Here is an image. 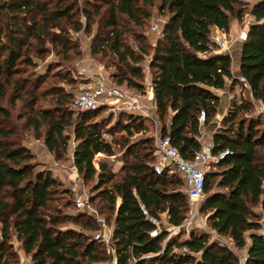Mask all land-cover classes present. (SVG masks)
I'll return each mask as SVG.
<instances>
[{"label":"trees","instance_id":"trees-1","mask_svg":"<svg viewBox=\"0 0 264 264\" xmlns=\"http://www.w3.org/2000/svg\"><path fill=\"white\" fill-rule=\"evenodd\" d=\"M158 1L156 5L155 0H85L80 6L78 0H0V264H18L12 237L33 264H99L103 259L98 249L103 243L90 234L100 226L83 213L70 218L52 206L54 191L63 181L35 169V154L26 142V132L31 131L57 162H66L67 129L71 130L72 158L83 184L97 179L90 201L110 225L115 264H238L231 249L195 228L187 234L180 230L164 243L165 232L148 236L151 224L139 204L151 216L159 218L165 213L169 225L181 226L189 209L183 181L173 173L155 174L153 163L132 153L128 154L135 164L124 165L119 176L105 162H99L96 169L98 153L114 154L113 143L104 137V125L94 120L101 108L73 116L68 109L73 94L61 91L56 93L53 107L37 105V92L51 68L62 66L59 62L69 60L68 53L76 50L69 31L94 30L91 53L101 59L115 58V85L119 87L124 84L127 90L143 92L140 63L150 56L159 134L168 136L184 158L199 150L200 129L212 123L220 104L215 90L226 89L228 82L230 90L244 85L231 73V56L212 53L202 58L201 54L215 47L211 30L228 33L232 20L242 22L246 5L238 0ZM153 7L165 15V21L161 36L151 47L142 31L132 29L147 26ZM251 15L253 22L240 46L239 75L250 87L253 100L264 102L263 1L254 2ZM127 35L134 38V47L127 43ZM47 45L52 51L59 48L63 60L42 65L44 73L26 75V69L49 52ZM16 101L25 102L26 111L13 118ZM252 108L251 102L233 103L213 133L212 152L229 150L231 154L206 171V197L200 212L207 214L211 231L230 239L237 248L245 246L249 231L244 264H264V234L258 232L260 214L255 211L256 207L264 210V122L261 117L243 115ZM201 112L202 123L198 121ZM20 120L23 122L18 123ZM141 120L131 116V123L120 128L129 134L131 130L140 132L144 128ZM152 142L153 137L143 141L144 145ZM62 192L72 203L68 186ZM100 200L113 213L111 219ZM66 219L82 231L61 228L60 222Z\"/></svg>","mask_w":264,"mask_h":264},{"label":"rangeland","instance_id":"rangeland-1","mask_svg":"<svg viewBox=\"0 0 264 264\" xmlns=\"http://www.w3.org/2000/svg\"><path fill=\"white\" fill-rule=\"evenodd\" d=\"M85 0H78V3L80 6L85 5L83 3ZM94 1V0H89ZM255 2V0L252 1V4ZM155 4L158 5L159 1L155 0ZM250 5L246 6V12L249 11ZM152 16L147 24V26L143 30L133 29L136 31H142L146 35V41L150 44L151 47H153L157 41V39L161 36V28L160 31L152 32L150 31V25L157 22L161 24V27L165 21V15L159 14L156 7H153L151 9ZM245 12V14H246ZM244 14V15H245ZM243 20V19H242ZM81 21H84L83 15H81ZM133 31V32H134ZM95 31L93 30L90 33L84 32L83 28L79 31H69L68 35L70 37L71 43L75 45L76 50H73V52H69L70 59L69 60H63V55L61 54V50L58 48L56 50H50L51 46L47 45L46 47L49 49V52L46 53L45 57L42 60H36V66H32L31 68L26 69V75H31L32 73L40 72L44 73V70L42 68V65H47L50 62L54 60H60L63 61L59 62L62 63V66L55 67L53 66L51 68V71L49 72L48 78L46 80V83L41 84V88L37 92L39 95L38 100V106L40 107H53L54 99L56 98V93L58 91L64 92V93H72V99L74 97V94L82 87H86L88 82L85 80L86 76H84L81 73V69L84 68L87 74L94 73L97 69H101L105 75H107L110 78V81L115 84L116 78L114 75L117 72V69L114 67L113 63L115 62V58H105L101 59L99 55H92L91 53V46L92 42L95 38ZM127 43H129L131 46L134 47L136 45L134 38L132 35H127ZM77 51V52H76ZM35 60V59H34ZM150 56L144 57L143 61L140 63L144 78H143V94H144V104L147 108V114L149 116H142L138 113H126V112H117L112 109V105L108 104L101 108V110L98 112L97 116L94 118L96 121L102 122L104 125V137L107 141H110L113 143L114 147V154L111 156H107L105 154H97L94 157V165L96 166V169H98V163L99 162H105L109 166V169L116 175H120V169L124 165H130L135 164V160L130 156V154H137L142 161H147L150 163H154L155 156H154V147L153 142L151 144L144 145L143 141L147 137H153V135L156 132H159L161 128V123L158 120L157 116H154V110L151 108V98L147 95L148 86L150 84V77H151V70L148 68L149 65ZM115 64V63H114ZM25 75V74H24ZM66 76V81L61 80L60 77ZM113 76V78H111ZM30 88L31 85L29 86ZM122 89H126L124 84L121 86ZM46 89V90H45ZM45 90V91H43ZM147 91V92H146ZM43 92V93H42ZM42 94V95H41ZM245 91L244 88H241L239 90V94L232 97V99L227 101V108L224 111V117L227 115V113L231 110L233 103H240V101H247L244 97ZM8 97H11L9 95ZM6 105L7 103L4 102ZM73 103V100H72ZM72 103L68 105L69 111L73 113V116H76L78 113L74 111V108L72 106ZM26 103L23 101H16L15 106L11 109L12 116H16L18 113L25 112L26 111ZM226 107V106H225ZM97 110V109H96ZM247 118H256L255 115V109L252 108L251 112H246L243 114ZM131 116H140L142 117V124L143 129L140 132H135V130H131V134L128 132L122 130L120 126L124 123H127ZM264 122L263 118H261ZM23 120L18 121V123H22ZM128 123H131L128 122ZM136 123V122H135ZM208 126L203 127L201 131H204L205 133L210 132L208 130H205ZM219 128V127H218ZM217 128V129H218ZM66 134L70 135V139L68 141V147L67 151L64 155V159H66V162L69 160V156L72 150V136H71V130L67 129ZM209 136L205 137L204 139H201L202 141L210 142V138L212 134L208 133ZM26 142L27 143H36V145H29L32 152L35 154L34 163H35V169L43 172H48L51 176L56 177L57 179L61 180L63 179L62 173L60 171H57V169H54V171H51V168L53 167V161L49 156V153L45 151V148L42 146L43 141L41 139L35 140L32 136L31 131L26 132ZM211 135V136H210ZM28 145V144H27ZM130 153V154H128ZM59 163V162H58ZM61 163V162H60ZM211 169L209 166L206 168V171ZM118 179V177L116 178ZM97 184V179L94 178L93 180L89 181L86 185H84L86 188L90 189L92 195L95 193L92 191V188L95 187ZM67 187V184L63 182L61 186H58L53 194V202L52 206L55 209L61 210V214L65 215L66 217L74 218L76 217L79 212L74 208L72 203L70 202V199L67 194H64L62 192L63 188ZM214 189H217L214 187ZM206 197V195H205ZM205 199V198H204ZM204 201V200H203ZM200 202L198 205V217H194L191 224L188 226V229L195 227V230L200 232H207L211 230L207 227L206 222V216L207 214L205 212H200V206L203 203ZM68 203V205L65 207L64 205ZM100 206H102V210H104V213H108L109 219L112 218L113 213L108 212V210L105 207V201L100 200L99 202ZM189 216V209L187 212V217ZM102 217V216H101ZM103 218V217H102ZM106 223V222H105ZM110 224V223H109ZM61 228H72L76 231H82L81 228H79L78 225L74 224L71 220L66 219L60 222ZM108 227L110 225L106 224ZM96 231L90 232V234L93 236ZM179 232H174L171 234V236L177 235ZM170 236V237H171ZM178 236V235H177ZM183 236H180L182 238ZM209 238L211 239L212 236L209 235ZM221 242H226V237H221ZM214 240V239H213ZM12 243H14L13 247L15 251L17 252L16 248L19 245L15 237H12ZM220 245H224L223 243H220ZM98 249L102 250L100 255L103 258H106L109 253L107 252V247L104 244H99ZM18 255V254H17ZM18 264H33L31 261V258L29 255H24L21 253V255H18Z\"/></svg>","mask_w":264,"mask_h":264},{"label":"built area","instance_id":"built-area-1","mask_svg":"<svg viewBox=\"0 0 264 264\" xmlns=\"http://www.w3.org/2000/svg\"><path fill=\"white\" fill-rule=\"evenodd\" d=\"M244 5H250V9L243 17L242 26L239 32L234 36L226 34H213L210 36L215 47L208 53H202L201 57L205 58L212 53H222L232 56L231 46L234 41H244L247 36L248 28L253 22L251 10L253 8V0H238ZM263 1L264 0H255ZM161 24L155 22L150 25V31L159 32ZM84 68L81 73L86 76L88 84L86 87L80 88L73 97L72 106L77 113L94 111L105 105L111 104L112 109L117 112L138 113L142 116H149L147 108L143 102V92H135L113 84L110 78L103 73L101 69H97L92 74L84 73ZM238 82L250 89L241 76H233ZM233 95L228 94L227 98L230 101ZM255 109L256 117H261L264 120V102L250 101ZM151 108L155 110V103H151ZM198 121H204V113L201 112ZM154 147V163L152 164L153 172L157 175L164 172L176 174L183 181V192L187 195L189 216L185 219L181 226L164 225L158 217L151 216L148 210L139 204L141 213L146 217L151 224L148 231L149 237H157L162 232L167 233L163 243L174 232H179L180 229H185L191 224L194 217H198V205L205 198L204 179L206 168L210 165L217 164L225 156L231 154L229 150L212 152V141L201 144L199 150L194 151L189 158L182 157L177 149L171 144L168 136H161L159 132L153 135ZM54 168L65 172L68 188L72 194V205L85 216L92 218L99 226V230L93 235V239L101 241L106 247L109 255L99 261V264H115L114 250L111 246V229L106 225L105 220L101 217L98 210L90 201L92 193L86 188L73 162L72 155L69 156L67 162L55 163ZM96 167V166H95ZM260 228L259 233L264 234V210H261L258 219ZM186 250V249H183ZM135 261V260H134Z\"/></svg>","mask_w":264,"mask_h":264},{"label":"crops","instance_id":"crops-1","mask_svg":"<svg viewBox=\"0 0 264 264\" xmlns=\"http://www.w3.org/2000/svg\"><path fill=\"white\" fill-rule=\"evenodd\" d=\"M256 2V1H255ZM254 4V3H253ZM241 26H242V22H238L236 20H232L231 23H230V28H229V31L228 33H223L222 31L214 28L211 30V35H213L214 33L216 34H226L228 36H234L239 32V30L241 29ZM240 46H241V41L239 40H236L233 42L232 46H231V50H232V65H231V73L233 76H240L239 75V56H240ZM241 88H244V91H245V94H244V97L246 98V100H248L249 102L251 100H253L252 96H251V92H250V89H248L245 85H236L232 90H230L229 88V82H228V86L226 89L224 90H215V93L220 97V104L218 106V111H217V114L216 116L214 117L212 123L205 129V130H208L210 132H207L205 133L204 131H201V129L203 128V126L201 127L200 129V136L198 138V140L200 141L201 144L205 143L204 141H202L201 139H204L205 137L209 136L208 133L212 134L214 132H216L217 128L220 127V124H221V121L224 117V111L226 110L227 108V101H228V98H227V95L230 94V95H237L239 94V90H241ZM148 93L147 95L150 96L151 98V103L154 102L153 100V91H152V86H151V83L149 84L148 86ZM147 92V91H146ZM226 106V107H225ZM154 110V109H153ZM171 114V112H170ZM154 116H157L156 114V107H155V110H154ZM168 123H167V127H168ZM211 136V135H210ZM210 140L212 141V136L210 138ZM28 146L29 145H36V143H27ZM72 150H71V153L70 155H72V152H73V147H74V141H73V138H72ZM42 146L45 148V151H47V153H49V156L50 158L52 159L53 161V165H55V163H58L54 156L46 149L45 145L42 143ZM31 149V148H30ZM98 154H101V153H98ZM69 158V157H68ZM60 163V162H59ZM54 167L51 168V171H54ZM57 171H60L62 173V176H63V179H61L63 182H65L68 186V182L66 180V174L64 171L60 170V169H57ZM261 208L260 207H256L255 208V211H257L259 214L261 212ZM159 219L160 221L164 224V225H169L167 223V215L165 213H162L159 215ZM110 228V227H109ZM195 228V227H194ZM180 230H184L185 231V234H187V232L189 231L188 227H187V231L185 229H180ZM205 233H208L209 235L212 236L211 240L212 241H217V243L219 244L220 243H223L225 246H227L229 249H231L233 251V253L238 257V264H244L246 258H247V250H248V247L250 245V239H249V235H250V232H246L245 233V239H246V244L245 246L241 247V248H237L234 246V244L231 242L230 239L227 238V241L226 242H221V236L217 235L216 233H214L213 231H207ZM185 235H183L182 238H184ZM214 239V240H213ZM16 240V239H15ZM19 244V243H18ZM14 245V243H13ZM18 247L16 248L17 250V254L20 256L21 253H23L25 255V253L23 252V250L21 249V246L20 244L17 245Z\"/></svg>","mask_w":264,"mask_h":264}]
</instances>
